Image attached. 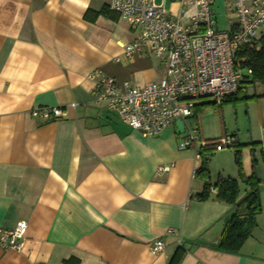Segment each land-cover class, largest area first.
Segmentation results:
<instances>
[{
    "label": "crops",
    "instance_id": "1",
    "mask_svg": "<svg viewBox=\"0 0 264 264\" xmlns=\"http://www.w3.org/2000/svg\"><path fill=\"white\" fill-rule=\"evenodd\" d=\"M110 2L0 0V230L27 225L23 248L0 247V264H168L179 247L185 252L177 264H264L261 192L262 211L239 252L216 250L232 208L214 199L217 182L208 169L210 198L197 200L206 178L194 173L200 160L193 150L179 148L181 135L169 128L143 137L92 104L86 75L94 69L133 86L164 72L152 57H122V46L138 34L125 21L83 19ZM177 8L168 2L163 9ZM257 87L250 85V99L262 94ZM70 103L77 106L59 120L29 116L34 108ZM228 137L243 145L236 150L253 145ZM208 151L202 156L209 163ZM161 165L169 170L159 173ZM262 165L260 176L254 167L243 176L254 174L264 193ZM222 171L217 181L230 178ZM246 191L244 185L241 198ZM156 240L165 248L153 255Z\"/></svg>",
    "mask_w": 264,
    "mask_h": 264
},
{
    "label": "built area",
    "instance_id": "2",
    "mask_svg": "<svg viewBox=\"0 0 264 264\" xmlns=\"http://www.w3.org/2000/svg\"><path fill=\"white\" fill-rule=\"evenodd\" d=\"M168 2L177 10L163 9ZM214 0H111L108 11L137 29V37L122 46V57L147 56L163 65L162 77L143 86L128 81L118 82L100 69L86 75L92 83V104L116 115L143 137H155L183 124L179 148L192 149L199 161L203 150L219 152L231 148L234 141H203L187 120L198 106L221 107L224 100L237 93L245 71L237 68L240 50L260 49V30L264 26V0H227L226 29L218 30ZM122 57H115L118 63ZM66 107H39L29 111L32 119L41 122L66 116ZM169 167L160 166L159 173ZM195 173V171H194ZM27 225L21 221L13 230H0V247L20 251ZM167 235L177 234L167 230ZM179 242V241H178ZM165 244L156 240L150 247L153 255L161 254Z\"/></svg>",
    "mask_w": 264,
    "mask_h": 264
},
{
    "label": "trees",
    "instance_id": "3",
    "mask_svg": "<svg viewBox=\"0 0 264 264\" xmlns=\"http://www.w3.org/2000/svg\"><path fill=\"white\" fill-rule=\"evenodd\" d=\"M104 16L111 20L119 18L114 13L108 11V8H103L99 12H92L87 10L83 16L86 22L93 23L98 16ZM237 68L245 71L243 80L238 83V90L233 96L223 101L221 107L224 104L235 103L237 101H246L249 96L246 95V86L257 85L262 89V98H264V35L260 39V49L258 51L240 50L237 54ZM251 98H255L252 96ZM239 143L233 144L231 148L241 147ZM264 163V147L261 152ZM200 167L195 171L200 177L206 178L202 192L196 196L199 201H206L210 198L211 185L207 183V163L209 158L200 157ZM234 163L237 167H240V150L237 149L234 152ZM202 175V176H201ZM239 182H242L248 187V191L245 192L241 198V191L239 188ZM259 181L254 174L250 177H244L239 175V179H220L213 186L215 190L214 199L218 202L227 204L232 208V213L229 219L224 225L222 235L218 243L214 248L221 252L230 254H236L239 252L243 243L250 237L252 231L256 226V216L261 213L262 208L260 204V191L258 187ZM184 249L179 247L173 257L169 260L168 264H177L181 255L184 253Z\"/></svg>",
    "mask_w": 264,
    "mask_h": 264
},
{
    "label": "rangeland",
    "instance_id": "4",
    "mask_svg": "<svg viewBox=\"0 0 264 264\" xmlns=\"http://www.w3.org/2000/svg\"><path fill=\"white\" fill-rule=\"evenodd\" d=\"M156 3H159V0H156ZM226 3L227 0H214L212 6L216 13L217 27L220 31L227 27ZM260 33L264 34V26ZM153 60L156 61L155 58ZM246 87L248 100L224 104L222 107L205 104L196 110L197 118L192 117L187 120L191 127H199L203 141H219L230 135H237L238 141L246 144L250 142V139L253 140L252 146L240 148V167H237L233 161L236 148H222L219 152L208 151L213 153L210 162L207 163L212 184L217 182V172L221 169L223 170L222 175L226 176L225 178L230 176L232 179H239V175H243V173H251L252 167L259 176L263 170L261 152L264 147V98L261 97V94L250 99V94L253 95L254 93L253 90H250V84ZM257 88L261 87L258 86ZM259 91L256 92L259 94ZM230 138L235 142L234 138ZM252 150H254L253 154ZM239 188L243 192L244 184L242 182H239ZM260 192L263 196V188Z\"/></svg>",
    "mask_w": 264,
    "mask_h": 264
},
{
    "label": "water",
    "instance_id": "5",
    "mask_svg": "<svg viewBox=\"0 0 264 264\" xmlns=\"http://www.w3.org/2000/svg\"><path fill=\"white\" fill-rule=\"evenodd\" d=\"M173 126H175V135H180L183 133L184 130H183V124L181 121H179V120L176 121Z\"/></svg>",
    "mask_w": 264,
    "mask_h": 264
}]
</instances>
